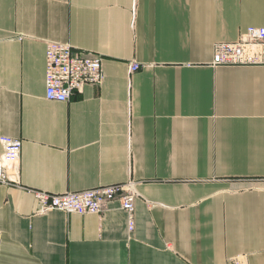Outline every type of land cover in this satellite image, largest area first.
<instances>
[{
  "label": "crops",
  "instance_id": "obj_1",
  "mask_svg": "<svg viewBox=\"0 0 264 264\" xmlns=\"http://www.w3.org/2000/svg\"><path fill=\"white\" fill-rule=\"evenodd\" d=\"M249 26L264 0H0V137L22 141L0 264H264V66L211 64ZM48 42L100 54L101 83L46 100ZM127 182L132 232L117 199L36 213L33 190Z\"/></svg>",
  "mask_w": 264,
  "mask_h": 264
},
{
  "label": "built area",
  "instance_id": "obj_2",
  "mask_svg": "<svg viewBox=\"0 0 264 264\" xmlns=\"http://www.w3.org/2000/svg\"><path fill=\"white\" fill-rule=\"evenodd\" d=\"M213 66H264V27L249 26L236 40L213 45ZM102 56L92 51L75 49L70 44L48 42L45 47L44 97L48 101L67 102L86 85H98L103 79ZM137 63L129 66L133 72ZM21 143L18 138L1 136L0 184L19 185ZM36 213L57 209L66 213L100 214L107 204L117 199L128 217V230L135 225L134 200L137 193L131 183L99 185L78 191L50 193L33 190ZM231 264H247L244 254L230 259Z\"/></svg>",
  "mask_w": 264,
  "mask_h": 264
}]
</instances>
